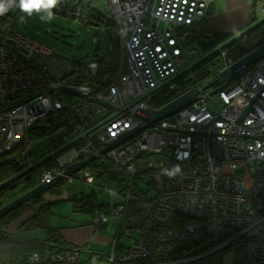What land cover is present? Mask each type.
I'll use <instances>...</instances> for the list:
<instances>
[{
  "label": "built area",
  "instance_id": "1",
  "mask_svg": "<svg viewBox=\"0 0 264 264\" xmlns=\"http://www.w3.org/2000/svg\"><path fill=\"white\" fill-rule=\"evenodd\" d=\"M212 1L108 0L121 55L110 79L13 30L12 19L26 14L19 0L0 15V158L17 149L32 188L96 155L64 181L112 195L95 210L96 231L109 215L129 222L120 231L128 245L112 239L110 252L85 260L77 250L57 251L49 264H223L218 253L230 246L234 264H264V58L228 82L220 73L238 59L221 49L223 67L205 83L187 84L202 54L180 31L207 18ZM95 2L59 0L52 12L84 23ZM250 37L249 52L264 45V26ZM191 90V104L100 152L144 122L142 111L168 104L155 106L162 93L176 99ZM49 157L50 166L29 174ZM39 259L32 252L26 261Z\"/></svg>",
  "mask_w": 264,
  "mask_h": 264
},
{
  "label": "trees",
  "instance_id": "2",
  "mask_svg": "<svg viewBox=\"0 0 264 264\" xmlns=\"http://www.w3.org/2000/svg\"><path fill=\"white\" fill-rule=\"evenodd\" d=\"M94 12L93 17L88 22L93 25H104L107 32H109L111 41H116V44L111 43L112 49L103 60L90 64V66L97 77H108L110 79L121 57L117 26L111 16H105L98 9H94ZM256 19V15L254 14L253 22ZM263 26L264 20L262 22L260 20V22L254 23L252 27L239 34L217 33L211 29L208 19L203 18L180 31V36L183 38L186 46H195L202 52V58L191 67V71L194 72L195 77L189 79L187 84L196 85L197 83H205L223 67L224 58L221 55V49H226L228 55L235 60L248 53L251 48L248 42H246L247 37H250L254 31ZM175 97V93L164 92L155 100V106H162L172 101ZM44 133V131H38L40 137H43ZM50 159L52 158L49 157L42 160L37 167L29 171V174L35 172L41 166H50L52 164ZM8 164H12V166L9 167ZM21 168L22 166L17 162V157L7 162L0 161V208L17 196L18 193L11 195L9 192L10 188L16 187L15 189L17 190L20 186L18 182L19 180L22 181L23 177ZM112 176L115 175L112 174ZM31 186L27 189L31 188ZM72 200L76 211L86 210L92 211L91 213L95 214L96 208H103L102 202H99L94 194L79 198L74 196ZM105 204L107 203L105 202ZM50 205L51 203L49 202H43L42 195H40L0 218V264H30L26 261V258L32 252L40 255L39 262L35 264H49L50 256L57 251L77 250L82 252L77 245L67 243L58 228H50L49 236L46 239L28 238L18 234V231L32 230L39 226L41 217L45 213H49L47 209ZM28 210H32L34 213L18 224L21 216ZM13 225H18L16 230H11ZM116 251H121L119 246L116 248Z\"/></svg>",
  "mask_w": 264,
  "mask_h": 264
},
{
  "label": "rangeland",
  "instance_id": "3",
  "mask_svg": "<svg viewBox=\"0 0 264 264\" xmlns=\"http://www.w3.org/2000/svg\"><path fill=\"white\" fill-rule=\"evenodd\" d=\"M254 3V0L250 1ZM263 0H255V14L259 19L264 18V10L262 8ZM105 16H111V7L108 0H96L95 5ZM53 19L50 21H42L41 13H34L31 16L25 14L24 20L12 19L10 26L13 30H18L21 33L30 36L33 39L39 40L51 47L56 51L63 54L66 57L73 58L82 64H94L98 61L103 60V58L112 49L111 43L116 44V41H111L109 32H104L102 28L104 25H93L87 20L84 23H79L71 20L63 15L53 12ZM250 19V18H249ZM263 21V20H262ZM261 21V22H262ZM254 22L245 30L253 26ZM244 30V31H245ZM62 34H66V37H62ZM119 44V41H118ZM120 48V46H119ZM198 54L201 55L200 49L195 47ZM193 57L189 56V59ZM216 108H218L219 103L217 102L216 95L209 100ZM49 146V140L45 139L43 145H39L37 149L43 151ZM18 150L7 152L2 155L0 161L7 162L9 160H14ZM9 167L12 164H8ZM102 180L97 179V184H101ZM21 187L10 188L9 194L16 195L18 192L26 190L31 183H25L24 180L18 182ZM17 184V185H18ZM104 188H110L113 185L105 183ZM95 195L98 201H110L112 200V195L105 189L101 188L97 191L94 187L80 182L70 183L64 181L60 184V192L52 193L51 191H46L42 194V201L49 202L51 205L48 207L44 216L40 219V225L35 227V229H29L27 231H18L19 235L27 236L29 238H40L46 239L49 236L50 228H71L74 226L85 227L89 222L94 219V214L89 211H76L73 206L72 197L77 196H91ZM101 200H99L98 198ZM122 224V227H121ZM129 222L122 223V219L119 217L111 216L108 217V223L106 227L102 229L100 235L94 239V242L89 243V239H86L84 243L77 245L79 249L82 250L81 260L88 259L90 255L94 252H108L109 246L112 247V239H119V242L124 245H128L130 240L124 235L120 234L121 228L128 225ZM90 245L85 248L86 244ZM110 244V245H109ZM84 248V249H83ZM223 261V264H234L237 251L234 247L230 246L222 249L218 253Z\"/></svg>",
  "mask_w": 264,
  "mask_h": 264
},
{
  "label": "water",
  "instance_id": "4",
  "mask_svg": "<svg viewBox=\"0 0 264 264\" xmlns=\"http://www.w3.org/2000/svg\"><path fill=\"white\" fill-rule=\"evenodd\" d=\"M66 34H62V37H66ZM264 58V45L253 49L247 55L238 59L234 64L230 65L226 69H224L220 76L222 78L227 79V81H231L232 79L236 78L239 73L244 71L246 68L250 67L251 65L257 63L261 59ZM196 90H191L186 94L174 99L173 101L169 102L165 106L161 107L160 109H149L142 111L145 115V121L138 123L136 126L131 128L122 136L118 137L117 139L111 141L106 147L100 150V152H105L110 148L120 144L127 138H130L135 133L143 130L146 128L150 123L161 120L168 116H171L181 110L182 108L191 104L194 100H196ZM96 155H91L82 161H77L74 164L70 165L67 170L61 175L55 177L51 182L38 185L32 189H29L25 193L21 194L20 196L16 197L15 199L9 201L4 206L0 208V218L5 214L11 212L12 210L20 207L24 203L29 202L30 200L37 198L38 196L42 195L46 191H51L52 193H59L60 192V184L66 178V175L73 174L79 168L83 167L90 161L94 160Z\"/></svg>",
  "mask_w": 264,
  "mask_h": 264
},
{
  "label": "crops",
  "instance_id": "5",
  "mask_svg": "<svg viewBox=\"0 0 264 264\" xmlns=\"http://www.w3.org/2000/svg\"><path fill=\"white\" fill-rule=\"evenodd\" d=\"M250 1L251 0H213L211 2L207 16L211 29L217 33H227V34L242 33L247 27L251 25V22L253 23V15L255 14V0L254 3H251ZM260 20L262 21L264 20V18L263 19L257 18L254 23L260 22ZM252 39L253 38L251 37H247L246 42H248L249 44ZM33 213L34 212L32 210L30 211L28 210L26 213H24L21 216L20 220L21 219L22 220L21 221L19 220L18 224H20L24 219L31 216ZM16 227H18V225L15 226L13 225L11 227V230H16L17 229ZM58 229L63 239L67 243H71L73 245H79L80 243H84V241L86 239H89L90 237H91L90 243H92L94 242V239H96L100 235V232L102 231V230L96 231L92 222H89L88 225L85 227H81V226H74L71 228L60 227ZM110 243H112V241ZM109 249L110 250L108 252L111 251L112 247L109 246Z\"/></svg>",
  "mask_w": 264,
  "mask_h": 264
},
{
  "label": "clouds",
  "instance_id": "6",
  "mask_svg": "<svg viewBox=\"0 0 264 264\" xmlns=\"http://www.w3.org/2000/svg\"><path fill=\"white\" fill-rule=\"evenodd\" d=\"M58 3L59 0H19L18 7L21 12L26 13L28 16H31L34 13H41L40 18L42 21H50L53 19L54 15L52 9L55 8ZM13 5H16V0H0V15H4L8 12ZM29 189L18 192V196L25 193ZM15 198L16 196L12 198V200Z\"/></svg>",
  "mask_w": 264,
  "mask_h": 264
}]
</instances>
